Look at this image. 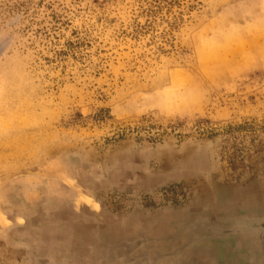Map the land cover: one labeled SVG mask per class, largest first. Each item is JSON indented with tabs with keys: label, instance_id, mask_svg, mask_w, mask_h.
I'll list each match as a JSON object with an SVG mask.
<instances>
[{
	"label": "rangeland",
	"instance_id": "obj_1",
	"mask_svg": "<svg viewBox=\"0 0 264 264\" xmlns=\"http://www.w3.org/2000/svg\"><path fill=\"white\" fill-rule=\"evenodd\" d=\"M261 178L264 0H0V264H93L71 206Z\"/></svg>",
	"mask_w": 264,
	"mask_h": 264
},
{
	"label": "water",
	"instance_id": "obj_2",
	"mask_svg": "<svg viewBox=\"0 0 264 264\" xmlns=\"http://www.w3.org/2000/svg\"><path fill=\"white\" fill-rule=\"evenodd\" d=\"M194 172L182 169L170 173L165 169L162 173L150 174L145 172L148 179L147 186H156L176 176L177 173L189 175ZM199 175L202 173L194 172ZM204 179V178H203ZM210 203L204 209L171 210L147 218L141 225L132 229V225L118 226L102 221L98 215L84 212V208L70 207L73 220L82 224L84 235L91 240L87 244L88 260L93 264H178L184 258V254L208 240L209 232L228 233L230 228L242 234L244 229L254 227L262 228V221H248L239 214L256 213L230 212L223 216L230 218H218L213 212L212 204L215 202V194L208 184ZM256 214V215H255ZM245 215L243 217H245ZM230 223L234 226L230 227ZM227 229V230H222ZM130 231V232H128Z\"/></svg>",
	"mask_w": 264,
	"mask_h": 264
},
{
	"label": "crops",
	"instance_id": "obj_3",
	"mask_svg": "<svg viewBox=\"0 0 264 264\" xmlns=\"http://www.w3.org/2000/svg\"><path fill=\"white\" fill-rule=\"evenodd\" d=\"M191 186L193 185L191 184ZM212 189L216 199L211 210L218 215V218H221L225 213L245 211L259 214V216L244 214L245 217H243V214H239L242 217L240 219L264 223V178L239 185L214 183ZM191 190L193 197L184 206L165 207L158 212L143 213L140 211L136 213V222L129 217L117 215V225L132 223L139 226L147 218L162 212L182 209L200 210L209 205L210 192L208 190L203 186H193ZM222 218L230 217L223 216ZM232 226H234L233 223H230V227ZM227 229L222 230H227L228 233L209 232L207 237L209 239L184 254V258L178 264H264V226L262 228L246 227L242 234H237L230 228Z\"/></svg>",
	"mask_w": 264,
	"mask_h": 264
},
{
	"label": "bare ground",
	"instance_id": "obj_4",
	"mask_svg": "<svg viewBox=\"0 0 264 264\" xmlns=\"http://www.w3.org/2000/svg\"><path fill=\"white\" fill-rule=\"evenodd\" d=\"M247 219V218H246ZM263 220V219H262ZM257 238H258V236H257Z\"/></svg>",
	"mask_w": 264,
	"mask_h": 264
}]
</instances>
